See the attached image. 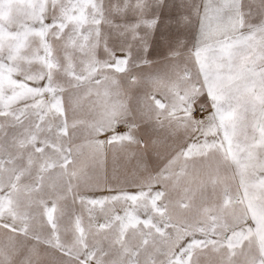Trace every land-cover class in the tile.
Here are the masks:
<instances>
[{"label":"snow or ice","instance_id":"obj_1","mask_svg":"<svg viewBox=\"0 0 264 264\" xmlns=\"http://www.w3.org/2000/svg\"><path fill=\"white\" fill-rule=\"evenodd\" d=\"M0 264H264V0H0Z\"/></svg>","mask_w":264,"mask_h":264},{"label":"rangeland","instance_id":"obj_2","mask_svg":"<svg viewBox=\"0 0 264 264\" xmlns=\"http://www.w3.org/2000/svg\"><path fill=\"white\" fill-rule=\"evenodd\" d=\"M180 2H181V0H167V3L174 5V6H177V7L180 4ZM153 59L158 61L160 59V57L154 55ZM141 91H142V89L134 90L133 95L140 94ZM160 135H161V137H163V135H164L163 132H161ZM109 163H111V161H109ZM119 163L122 166H124L130 170L132 168L133 164L135 163V161H128V160L122 158L119 160Z\"/></svg>","mask_w":264,"mask_h":264}]
</instances>
